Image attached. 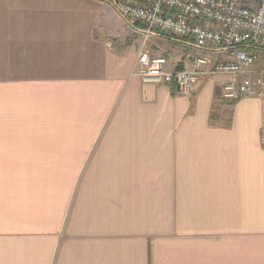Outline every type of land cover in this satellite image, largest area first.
Wrapping results in <instances>:
<instances>
[{
	"label": "crops",
	"instance_id": "crops-1",
	"mask_svg": "<svg viewBox=\"0 0 264 264\" xmlns=\"http://www.w3.org/2000/svg\"><path fill=\"white\" fill-rule=\"evenodd\" d=\"M129 27L0 0V264H264V99L143 82Z\"/></svg>",
	"mask_w": 264,
	"mask_h": 264
},
{
	"label": "built area",
	"instance_id": "built-area-1",
	"mask_svg": "<svg viewBox=\"0 0 264 264\" xmlns=\"http://www.w3.org/2000/svg\"><path fill=\"white\" fill-rule=\"evenodd\" d=\"M145 37L137 55L136 73L145 83H173L177 94L190 95L206 75L231 77L224 96L264 99V64L251 52L264 49V0H106ZM154 31L193 42L208 50H230L223 58L191 55L180 69H169L170 55L154 56L149 45ZM209 47V48H208Z\"/></svg>",
	"mask_w": 264,
	"mask_h": 264
},
{
	"label": "rangeland",
	"instance_id": "rangeland-1",
	"mask_svg": "<svg viewBox=\"0 0 264 264\" xmlns=\"http://www.w3.org/2000/svg\"><path fill=\"white\" fill-rule=\"evenodd\" d=\"M130 35H129V41L132 45L135 47L141 46V43L145 37V33L142 30H145L144 27H135L138 30H141L140 33H133V27H129ZM150 46L154 50L155 53H157L158 46L161 47L163 50L167 51L166 53L171 56V58H185L186 56L191 55H209L212 58H223L226 57L230 50H208L203 49L195 46V43L193 42H182L180 39L167 36L164 34H161L158 31H154L153 34H151L150 39ZM209 48V47H208ZM251 52L255 53L259 57V65L264 64V49L258 48L257 46H252L250 49ZM173 60V59H172ZM216 75V74H214ZM224 74H219L218 76H223Z\"/></svg>",
	"mask_w": 264,
	"mask_h": 264
}]
</instances>
